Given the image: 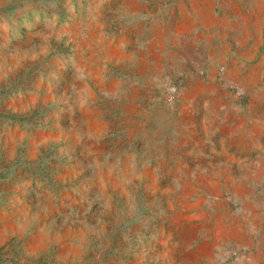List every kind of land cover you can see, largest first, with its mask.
<instances>
[{"label": "rangeland", "instance_id": "1", "mask_svg": "<svg viewBox=\"0 0 264 264\" xmlns=\"http://www.w3.org/2000/svg\"><path fill=\"white\" fill-rule=\"evenodd\" d=\"M0 264H264V0H0Z\"/></svg>", "mask_w": 264, "mask_h": 264}]
</instances>
